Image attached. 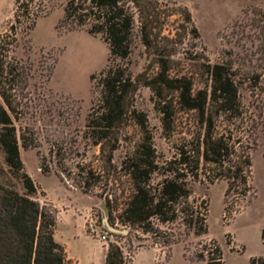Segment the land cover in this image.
Listing matches in <instances>:
<instances>
[{
    "label": "rangeland",
    "instance_id": "obj_1",
    "mask_svg": "<svg viewBox=\"0 0 264 264\" xmlns=\"http://www.w3.org/2000/svg\"><path fill=\"white\" fill-rule=\"evenodd\" d=\"M65 1L33 0L29 5L36 13L33 27L24 29L21 24L15 30L12 55L25 70L19 86L26 93L13 124L17 134L33 142L23 148L18 140V150L23 169L36 186L34 197L45 202L41 188L56 197L63 186L64 200L70 199L73 207L76 203L90 207L88 211L109 235L106 243L114 242L125 260L138 247L155 243L164 256L170 254L167 264H202L190 259L211 239L220 247L225 264H249L251 257H264V236L260 238L264 224V0H162L173 10L184 7L191 21V25L183 23L179 13L169 17L166 28H174L182 36L178 52L172 56V70L184 66L197 87L202 84L198 62L208 60L229 65L237 80L239 116H220L216 129L232 131L228 141L236 139L234 146L239 144L248 152L246 191L241 195L239 186L225 194L226 179L214 178L216 169L201 167L199 159L201 169L190 182L191 193L185 199L206 205L207 229L198 235L186 232L179 220L160 223L151 218L155 233L122 224L120 213L132 189L123 166L126 157L143 136H149L156 166L150 180L154 186L176 166L180 149L186 151L189 169L195 142L191 140L198 128L192 111L173 105V131L165 135L162 114L155 108L150 90L139 84L133 107L145 116V130L128 121L118 131L117 147L107 161L108 153L99 152L84 124L96 96L88 78L105 66L108 49L99 34H89L85 27L65 26L61 21ZM12 11L13 0H0V33L11 22ZM191 26L195 32L190 31ZM128 62L132 76L147 65L151 72L155 70L151 55L137 39L132 42ZM178 172L184 174L185 170ZM190 177L187 171L185 179ZM80 222L70 208L58 214L54 238L64 242L83 264H95L100 259L99 243L82 233ZM170 239L176 242L168 245Z\"/></svg>",
    "mask_w": 264,
    "mask_h": 264
},
{
    "label": "trees",
    "instance_id": "obj_2",
    "mask_svg": "<svg viewBox=\"0 0 264 264\" xmlns=\"http://www.w3.org/2000/svg\"><path fill=\"white\" fill-rule=\"evenodd\" d=\"M32 2L13 0L12 20L0 33V264H71L63 246L53 236L54 210L34 197L36 186L23 169L18 140L23 148L33 146V142L22 133L17 134L13 124L26 93L19 86L24 81L25 70L12 55L15 30L21 24L24 29L33 27L36 13L29 7ZM62 12L61 21L67 28L85 27L89 34H99L108 49L105 66L88 78L96 96L84 124L99 152L108 153L107 161L117 147L118 131L128 121H134L145 130V116L136 113L133 107V96L139 84L150 90L154 106L162 114L165 135L173 131V105L192 111L198 128L191 140L195 142L190 149L189 158L193 163L189 169L186 151L180 149L174 160L176 166L154 186L150 180L156 166L149 136H143L139 146L126 157L123 166L132 189L120 213L122 224L155 233L151 218L160 223L179 220L186 232L205 233L206 205L185 201L191 193L190 182L201 169L199 159L201 167L216 169L214 178L226 179L225 194L242 186L241 195H244L247 185V150L239 144L234 146L236 139L234 143L228 141L232 131L217 132L216 129L220 116L238 118L240 113L237 80L230 66L208 60L198 62L197 74L202 77V84L197 87L193 86L194 78L184 66L172 70V56L178 52L182 36L174 28H166L169 17L179 13L183 23L191 25V21L184 7L173 10L166 1L66 0ZM182 27L186 31V27ZM190 31L195 32V28L191 26ZM135 39L144 52L151 55L153 72L147 65L132 76L128 56ZM180 169L185 173L179 174ZM187 171L191 176L189 180L185 179ZM105 204L108 207V201ZM263 236L264 224L260 238ZM175 242L174 239L166 241L168 245ZM196 260L202 264H225L221 249L213 239L201 244L190 259L193 263ZM129 261L114 242L107 243L103 264H129ZM249 264H264V257H251Z\"/></svg>",
    "mask_w": 264,
    "mask_h": 264
},
{
    "label": "crops",
    "instance_id": "obj_3",
    "mask_svg": "<svg viewBox=\"0 0 264 264\" xmlns=\"http://www.w3.org/2000/svg\"><path fill=\"white\" fill-rule=\"evenodd\" d=\"M60 187H62L63 191L65 190L63 186H60ZM41 189L43 190V193L45 194L44 195L45 202H47V204L54 207L55 217L60 213H65L70 208L71 213L73 214V218L78 217L81 220L80 228L82 230V233L92 239L93 238L96 239L99 243V248L101 250L100 259L95 264H103L104 256H105V252L107 248V243L100 241L99 238L97 237L90 236L87 233L86 228H85V217L90 207H87L85 203L83 204L76 203L77 204L76 207H73L72 203H70V199H68L67 201L64 200V196H62L63 194L62 190L60 194L61 196L56 195V197H51L43 188ZM53 236H54V233H53ZM55 240L58 241L56 238ZM58 242L63 246L66 258L70 260L71 264H83L81 261H79V259H77V257H75L73 254L69 252V249L64 242L62 241H58ZM169 256L170 254L167 257L164 256V254L159 250V247L157 246V244L150 243V244L138 247L131 255L129 264H167L169 262L168 261ZM88 264H92V263H88Z\"/></svg>",
    "mask_w": 264,
    "mask_h": 264
},
{
    "label": "built area",
    "instance_id": "obj_4",
    "mask_svg": "<svg viewBox=\"0 0 264 264\" xmlns=\"http://www.w3.org/2000/svg\"><path fill=\"white\" fill-rule=\"evenodd\" d=\"M85 228L90 236L97 237L102 242H107L109 240V235L101 230L96 222L93 212H87L85 217Z\"/></svg>",
    "mask_w": 264,
    "mask_h": 264
}]
</instances>
